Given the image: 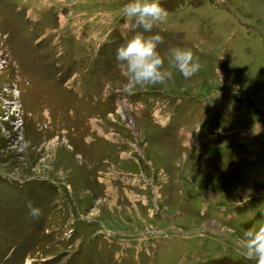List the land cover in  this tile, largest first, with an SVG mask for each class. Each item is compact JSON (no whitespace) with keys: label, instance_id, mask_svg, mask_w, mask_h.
I'll return each mask as SVG.
<instances>
[{"label":"rangeland","instance_id":"rangeland-1","mask_svg":"<svg viewBox=\"0 0 264 264\" xmlns=\"http://www.w3.org/2000/svg\"><path fill=\"white\" fill-rule=\"evenodd\" d=\"M125 3L0 0V264H255L264 0H160L201 70L131 96Z\"/></svg>","mask_w":264,"mask_h":264},{"label":"clouds","instance_id":"clouds-1","mask_svg":"<svg viewBox=\"0 0 264 264\" xmlns=\"http://www.w3.org/2000/svg\"><path fill=\"white\" fill-rule=\"evenodd\" d=\"M121 15L125 27L135 34L116 50L115 60L127 78L123 84V93L131 96L139 89L165 85L173 81L174 74L179 73L184 79H190L201 70L198 57L190 49L175 47L170 49V68H164V59L158 46L164 43L159 34L151 33L157 23H163L168 12L160 0H127ZM140 31H137V30ZM29 215L38 218L42 213L31 202L26 205ZM243 248L237 251L255 264H264V226L247 229L242 237Z\"/></svg>","mask_w":264,"mask_h":264}]
</instances>
